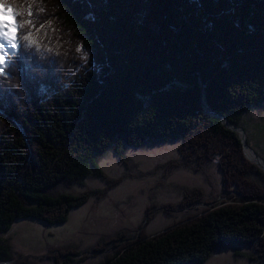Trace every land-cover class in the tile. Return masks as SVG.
<instances>
[{
    "label": "trees",
    "instance_id": "16d2710c",
    "mask_svg": "<svg viewBox=\"0 0 264 264\" xmlns=\"http://www.w3.org/2000/svg\"><path fill=\"white\" fill-rule=\"evenodd\" d=\"M6 3L35 28L20 31L13 66L0 76V260L16 258L4 234L18 219L59 224L93 195L100 203L118 183L101 167L108 152L129 163L128 147L180 140L173 168H220L226 192L235 188L245 202L230 195L153 235L120 230L103 238V249L116 244L99 264H206L222 245L253 241L255 252L239 254L264 264V172L245 158L237 132L203 106L205 92L208 107L238 125L264 102V0ZM28 31L37 43L21 39ZM91 175L108 186L62 190ZM204 197L185 190L178 205ZM93 247H61L53 264H73Z\"/></svg>",
    "mask_w": 264,
    "mask_h": 264
},
{
    "label": "rangeland",
    "instance_id": "374dc122",
    "mask_svg": "<svg viewBox=\"0 0 264 264\" xmlns=\"http://www.w3.org/2000/svg\"><path fill=\"white\" fill-rule=\"evenodd\" d=\"M211 115H214L213 111ZM238 123L234 126L242 127L248 140L245 158L250 163L253 160L259 162L255 151L264 160V102L242 113ZM180 143V140H173L149 143L141 148L128 147L129 163L123 162L115 152H108L101 159V167L118 183L108 190L100 203L93 195L86 203L73 208L68 220L59 224H48L33 217L18 219L13 228L4 234L12 244L16 258L0 264H53V254L61 247L68 246L82 250L94 246L96 250L73 264H99L114 252V247L109 248L116 244V241L110 246L107 244L103 249V238L116 236L120 230L125 229L132 238L141 232L153 235L182 220L184 223L198 217L206 207H215V203L227 200L230 195L235 199L240 197L245 202L235 188L226 192L227 188L221 185L224 179L221 178L220 168L211 166L205 171L192 167L173 168L172 160L181 159ZM218 162L219 156L214 157L213 163ZM107 186L105 180L91 175L84 184L63 187L62 190L79 193L85 190L100 191ZM193 189L205 190V200L188 208L180 207L178 204L183 200L185 190ZM220 192V196L214 198ZM165 204L169 206L165 207ZM151 206V214L146 218ZM254 243L250 248L237 244L222 245L206 264H256V260L239 254L241 251L255 252ZM52 250V256H49ZM82 255L84 253L77 257Z\"/></svg>",
    "mask_w": 264,
    "mask_h": 264
},
{
    "label": "snow or ice",
    "instance_id": "6c2138e0",
    "mask_svg": "<svg viewBox=\"0 0 264 264\" xmlns=\"http://www.w3.org/2000/svg\"><path fill=\"white\" fill-rule=\"evenodd\" d=\"M40 10L43 11L42 8ZM22 14L13 5L6 3V0H0V76L5 74V68L13 66V57L17 56V49L20 46L18 41L20 31L25 29L26 25L35 28L30 19L17 21V16ZM27 15L32 16L31 6L27 8ZM8 17H11V19H8ZM42 27L43 25H41ZM21 39L32 44L37 43L32 31H28Z\"/></svg>",
    "mask_w": 264,
    "mask_h": 264
},
{
    "label": "water",
    "instance_id": "95a60500",
    "mask_svg": "<svg viewBox=\"0 0 264 264\" xmlns=\"http://www.w3.org/2000/svg\"><path fill=\"white\" fill-rule=\"evenodd\" d=\"M200 84L203 86V81H202V78H201V76H200ZM204 97H205V92H204ZM203 106H204V111H205V113L206 114H208V115H210L209 113H207V111H206V107H208V105H207V101H206V99L204 98V100H203ZM210 109V108H209ZM211 110V109H210ZM212 111V110H211ZM214 112V111H213ZM215 113V115H210V116H213V117H216V118H219L220 120H221V122L226 126V127H228V128H230V129H232V130H235L236 132H237V134H238V136H239V138H240V140H241V142H242V145H243V150H244V152L246 153V151H245V148H246V146H248L249 147V145L247 144V142H246V138H245V133H244V130H243V128L242 127H240V126H234V125H231V123H229V121L227 120V118L224 116V115H222V114H220V113H218V112H214ZM224 119V120H223ZM251 149V148H250ZM252 150V149H251ZM254 152V155L259 159V162H256V161H254L253 160V163L254 164H256L258 167H260L262 170H263V172H264V160H262V159H260V157L258 156V154L255 152V151H253ZM212 204V203H211ZM5 262H10V261H1L0 260V263H5Z\"/></svg>",
    "mask_w": 264,
    "mask_h": 264
},
{
    "label": "bare ground",
    "instance_id": "6f19581e",
    "mask_svg": "<svg viewBox=\"0 0 264 264\" xmlns=\"http://www.w3.org/2000/svg\"><path fill=\"white\" fill-rule=\"evenodd\" d=\"M19 48V47H18ZM17 51H18V49H17ZM206 108H208V107H206ZM205 108V109H206ZM207 113H212V111L211 110H209ZM214 115H215V113H214ZM224 120V119H223Z\"/></svg>",
    "mask_w": 264,
    "mask_h": 264
}]
</instances>
